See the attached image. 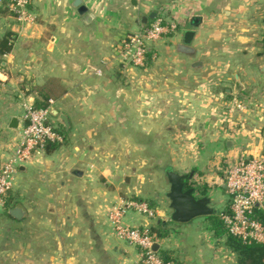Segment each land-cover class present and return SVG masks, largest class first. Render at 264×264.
I'll return each mask as SVG.
<instances>
[{"label":"crops","instance_id":"crops-1","mask_svg":"<svg viewBox=\"0 0 264 264\" xmlns=\"http://www.w3.org/2000/svg\"><path fill=\"white\" fill-rule=\"evenodd\" d=\"M8 1L0 0V38L12 32L11 49L0 54V165L20 129L24 98L36 104L47 96L69 123L66 129L51 114L66 131L64 143L16 171L11 195L24 216L0 237L11 235L16 263L139 264L138 249L115 237L107 219L111 206L127 200L124 189L153 210L129 209L124 223L168 226L158 250L175 251L183 264H237L202 216L169 219L165 171L189 175L197 196L196 185L205 186L217 211L229 200L227 163L264 152V103L235 116L225 107L234 97L253 102L239 87L264 82V0H82L86 20L72 0H30L34 21L26 26L5 8ZM152 12L177 29L150 44L141 69L123 67L117 44ZM187 30L194 35L185 44Z\"/></svg>","mask_w":264,"mask_h":264},{"label":"built area","instance_id":"built-area-1","mask_svg":"<svg viewBox=\"0 0 264 264\" xmlns=\"http://www.w3.org/2000/svg\"><path fill=\"white\" fill-rule=\"evenodd\" d=\"M30 0H9L7 10L21 26L34 21L29 8ZM177 24L162 16H155L137 31L122 37L115 49L117 61L123 67L141 68L145 66L149 55L150 44L164 36L172 34ZM52 101L44 108L35 107L32 101L24 98L21 101L22 114L19 131L12 140V151L0 165V207L4 198L14 184L18 167L29 161L35 154L45 150L48 143L63 144L65 141L51 121ZM253 102L243 103L232 98L227 104L226 114L254 109ZM223 184L229 197V213L222 214L227 230L243 240L264 243V220L260 219L254 209H264V152L257 156L239 154L230 160L224 170ZM134 209L147 216L153 210L145 201L130 198L111 206L107 211L112 234L120 240L134 246L139 252V264H170L164 262L153 245L157 242L155 235L148 227H136L124 223L125 213Z\"/></svg>","mask_w":264,"mask_h":264},{"label":"trees","instance_id":"trees-1","mask_svg":"<svg viewBox=\"0 0 264 264\" xmlns=\"http://www.w3.org/2000/svg\"><path fill=\"white\" fill-rule=\"evenodd\" d=\"M8 4V3H7ZM7 4L5 8L7 9ZM262 23H264V18H262ZM12 32H7L2 38H0V54L6 53L11 49V38ZM261 38L259 40L260 43V52L259 55H264V31L260 34ZM38 102L35 104V107L38 108H44L49 105V98L42 94L41 98L37 100ZM51 116V114H50ZM57 130L66 136V131L60 127L56 126ZM60 144L56 143H48L45 146V150L47 151L48 148L55 149ZM190 176L188 175L184 179V185L185 187H190L195 185V181L190 182ZM196 189H198V194L200 196L207 195V190L205 186L196 185ZM195 189V188H194ZM16 202L13 200V196L11 195V190L7 192L4 202L2 205V214L12 219V217L9 215L8 210L12 208ZM229 200L225 207H223L220 210H217L215 213L202 216L200 218L204 219L207 229L212 233V236L214 238H224V246L234 254L235 260L237 264H264V243L257 242V241H247L243 240L241 237L234 235L230 233L223 220H222V214L229 213ZM255 214L262 220H264V209L262 208H255L254 209ZM173 222H169V224H172ZM150 233L155 235L156 240H160L164 237H166L169 233V228L167 225L162 226L160 224L157 225H151L148 227ZM10 232V231H9ZM157 254L159 257L164 261L168 262L170 264H183L179 259L175 251L167 249V248H160L157 250Z\"/></svg>","mask_w":264,"mask_h":264},{"label":"water","instance_id":"water-1","mask_svg":"<svg viewBox=\"0 0 264 264\" xmlns=\"http://www.w3.org/2000/svg\"><path fill=\"white\" fill-rule=\"evenodd\" d=\"M72 6L76 8L77 12L83 19L90 18V13L87 7L82 3V0H72ZM155 14L152 12L148 16H142L141 21L146 23L149 19H153ZM194 32L187 30L184 33V43L187 44L191 41ZM264 71V66L260 68ZM50 113L57 115L60 123L64 128H68V119L62 113H57L54 108L50 109ZM18 119L12 117L9 123V127L15 129L18 126ZM230 142H227L229 145ZM166 179L169 184L166 197L169 200V208L171 210L169 219L174 222H187L193 218L200 216H207L216 212V209L210 205V197L208 195L197 196L194 193V187H185L184 179L188 176L184 173H179L175 170L168 169L165 171ZM127 181V177L125 179ZM9 215L17 220H20L24 216V210L16 205L8 210ZM158 243L155 242L153 250L157 252Z\"/></svg>","mask_w":264,"mask_h":264},{"label":"rangeland","instance_id":"rangeland-1","mask_svg":"<svg viewBox=\"0 0 264 264\" xmlns=\"http://www.w3.org/2000/svg\"><path fill=\"white\" fill-rule=\"evenodd\" d=\"M135 31H137V30H135ZM135 31H132V32H135ZM125 35L126 34H124V36ZM138 69H141V68H138ZM237 72H239V71H237ZM230 76H232L231 72H230ZM239 88H243L242 90H249L252 92L251 93L252 95H255L254 99H253V103H255V104L260 103V102L264 103V82H259V83L257 82L256 86H254L252 83L249 84V83L245 82L244 85L240 86ZM236 92H238V93L241 92V89H240V91H236ZM234 94H236V93H234ZM240 96L243 97V95H240ZM234 98L237 99L236 97H234ZM237 100H239V99H237ZM250 100H251V98H250ZM247 101H249V99ZM235 114H237V113H233L232 116H235ZM171 140H169L170 143H168V149H170V152L173 153L174 152L173 149H175L176 146H178V145L174 146L173 143L175 140H173V139H171ZM123 150H122V152H123ZM163 152L169 158V160H166V162L171 165V163H172V160L170 159V157L172 156L171 153L167 149L164 150ZM166 162H163V163H166ZM161 165H163V164H161ZM172 165H173V163H172ZM150 166H152L151 163L149 164V167ZM150 173L152 174L153 171L150 170ZM159 173H160V171H159ZM158 179L159 178L157 177L156 181ZM125 187L126 186L122 184V188H125ZM121 194L124 195V197H126L125 199H130L131 198L130 196L134 197V193H132L131 191H128V190H124V189L121 191ZM214 205H216V204L214 203ZM1 212H2V207H0V237L3 235V233L9 232V231H10V233L14 232V229H15V221L13 219L5 217ZM123 221H124V219H123ZM0 244H1V247H3V249H6V250H3L2 252H0V264H18V263H16V260L14 259V256H13L11 235L8 236V238L5 237L4 242H2V243L0 242Z\"/></svg>","mask_w":264,"mask_h":264}]
</instances>
